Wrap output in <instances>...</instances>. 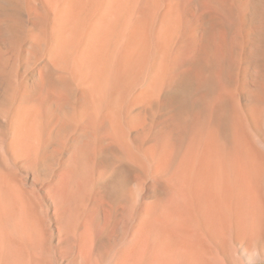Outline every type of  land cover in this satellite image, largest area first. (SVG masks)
<instances>
[{
    "label": "bare ground",
    "instance_id": "1",
    "mask_svg": "<svg viewBox=\"0 0 264 264\" xmlns=\"http://www.w3.org/2000/svg\"><path fill=\"white\" fill-rule=\"evenodd\" d=\"M0 75V264H103L83 205L134 182L106 264L264 250V0H0Z\"/></svg>",
    "mask_w": 264,
    "mask_h": 264
},
{
    "label": "rangeland",
    "instance_id": "2",
    "mask_svg": "<svg viewBox=\"0 0 264 264\" xmlns=\"http://www.w3.org/2000/svg\"><path fill=\"white\" fill-rule=\"evenodd\" d=\"M2 99H3V97H2V94H1V75H0V103L2 102ZM1 105V104H0ZM1 115V114H0ZM5 125V126H4ZM1 126H3V127H5V128H3V127H1ZM6 124L4 123V122H2V124H1V116H0V137H3V136H5L6 137V134L5 133H7L6 131ZM2 128V129H1ZM4 129H5V131H4ZM1 131L3 132V133H1ZM4 134V135H3ZM5 137H3V138H5ZM1 148H0V153H1ZM40 176V180L39 179H35L34 181H33V184H36V185H38L39 187H42L43 186V184L44 183H46L47 182V180L45 181L44 179H47V177L48 176H46L43 172H41V175H39ZM38 176V177H39ZM43 177V178H42ZM39 181V182H38ZM41 181V182H40ZM36 182V183H35ZM43 182V183H42ZM127 188L128 189H126L127 191H126V193H131V191H132V193H134V196H138L139 195V193H142V194H140L141 196H143V197H141L140 195L138 196V197H136L137 198V200H136V205H133V203H131L130 205H129V203H130V201H132L133 202V199H132V197L130 196V195H128V196H126V198L127 199H125V197L122 199V197L120 198V196H115V197H111L112 199L110 200V199H108L102 192H99L100 193V195H102V196H100L99 195V193L98 192H96V193H92V195L90 194L88 197H87V199H86V202H85V204L83 205V212L84 213H86V214H88V215H92L93 217H95V222H96V226H95V240H94V242H93V246H92V254L94 255H96V256H100L99 257V261L101 260V261H104L103 262V264H106V260L108 261V257H107V259H104V258H106V256L108 255V251H109V248H110V246L112 247V251H115L116 252V250L119 248V247H121L122 246V244L125 246V245H127V244H129V242L131 241V239H132V235H133V233H134V231H133V229H132V227L130 228V226H131V224L134 222L135 223V220L136 221H139L138 219H139V214H140V211H136V210H140L141 209V207L145 204L143 201H147L148 200V198L150 197V196H148V195H151V191H148V192H146V190H143V191H140L137 187H136V185H135V182L134 183H132V184H130V186H127ZM138 189V190H137ZM140 191V192H139ZM145 191V192H144ZM138 192V193H137ZM146 193H147V195H146ZM163 193V194H162ZM161 193V195L162 196H165L164 194V192H162ZM144 195H146V197L144 196ZM94 196V197H93ZM133 196V198H134V202H135V197ZM119 197V198H118ZM140 197V199H141V203L143 204H141L140 202H139V200L140 199H138ZM148 197V198H147ZM118 198V199H117ZM145 198H147V199H145ZM92 199H93V201H92ZM114 199H116L115 200V202H114ZM143 199H145V200H143ZM130 200V201H129ZM111 201V202H110ZM145 201V202H146ZM117 202V203H116ZM125 203V207H124V205L123 206H121L122 205V203ZM109 203V204H108ZM115 203V204H114ZM142 205V206H141ZM86 206V207H85ZM100 206V207H99ZM108 206V207H107ZM128 206H133L134 207V210H132V214L130 213V211L131 210H129L130 209V207H128V209H127V207ZM139 206V207H138ZM50 207V206H49ZM92 207V208H91ZM116 207V208H115ZM121 207H123L122 209L124 210V212H122V211H120V208ZM132 207V208H133ZM51 210H54V207H53V205H51ZM53 208V209H52ZM88 208V209H87ZM108 208L110 209V210H108ZM135 208H137V209H135ZM86 209H87V212H86ZM107 209V210H106ZM118 210H119V212H118ZM129 212V214L128 215H130V216H132L133 215V217L134 218H137V215H135V213H137L138 214V218L137 219H134V218H132V217H130V218H132L134 221L132 222V220L130 221L131 223L130 224H128V225H130V226H128L127 225V223H126V221H128V223H129V220H130V218L129 217H127V211ZM109 212V213H108ZM126 212V213H125ZM111 213V214H110ZM119 214H121V215H119ZM113 215V216H112ZM120 216V217H119ZM102 219V220H101ZM122 219H124V220H122ZM129 219V220H128ZM120 220V221H119ZM101 221V222H100ZM121 222V223H120ZM124 222L126 223V226H128V227H126V228H123V229H121L122 228V226L123 225H125L124 224ZM56 223V224H55ZM133 223V224H134ZM138 223V222H137ZM111 224V225H110ZM114 224H115V229L113 228V226H114ZM132 224V225H133ZM110 225V226H109ZM109 226V227H108ZM112 226V228L114 229H112V228H110ZM58 227V225H57V221L56 220H54L51 224H50V222H49V229H50V231L52 230L53 232H56L55 234L57 235V237H58V230H59V228H57ZM105 227L106 228H108L107 230L105 229ZM109 229H110V233L113 231V233H111L110 234V236H109V234H108V236H107V233H106V235H105V231L104 230H106V232H108L109 233ZM131 229V230H130ZM102 230H103V233H102ZM120 230V231H119ZM122 230H124V232H122V233H120ZM125 230H127V231H125ZM130 230V231H129ZM231 230L232 229H230V230H228V232L229 233H227L226 235H227V237L228 238H226V235H222V237H223V239H221L220 240V238H218V237H216V238H214V239H216V241H217V238L219 239L218 241H217V243H216V241L214 242V239H212V241L210 242V248H211V252L213 251H219V252H212V255H213V257L214 258H216L214 261H216V263L217 264H232V262H233V264H234V262H235V260L236 261H239L240 260V258H241V260H242V262H241V260L239 261V263L238 264H246L247 263V261H245V260H254V262L252 263V264H264V262H260V253L262 254V253H264V250L262 249V247H261V249L262 250H260V247H259V245L257 244L258 242H252V241H248V240H243V241H241L240 243H237L236 241H235V232L232 230V232H231ZM127 233H129V234H127ZM121 234H122V236L124 237V235H125V237L124 238H121L122 240L121 241H119L118 239H120V237H121ZM114 235V236H113ZM120 236V237H119ZM108 237H110V239L108 238ZM131 237V238H130ZM221 237V238H222ZM112 238V239H111ZM117 238V239H116ZM107 239L108 240H110V242L108 243V242H106L107 241ZM115 241H114V240ZM227 239V240H229L228 242H227V240L225 241V240ZM118 240V241H117ZM59 240L58 239H52V241L51 242H53V244L54 245H57ZM112 241H113V243L115 242L117 245H115V243H114V245H111V244H113L112 243ZM125 241V242H124ZM248 241V243H246ZM97 242V243H96ZM118 242V243H117ZM214 242V243H213ZM221 242V243H220ZM250 242V243H249ZM125 243V244H124ZM127 243V244H126ZM99 246H98V245ZM104 244H106V245H103ZM110 244V246H108ZM217 247V248H215V246ZM232 244H234L235 246H232ZM254 244V245H253ZM100 245H101V248H100ZM106 246H108V247H106ZM114 246V247H113ZM225 247V248H222V247ZM258 246V247H257ZM103 247H104V249H103ZM116 247V250L114 249ZM221 247V248H220ZM231 247V248H230ZM233 247V248H232ZM237 247V248H236ZM244 247V248H243ZM247 247V248H246ZM106 248V249H105ZM256 248H258L257 249V251H255L256 250ZM99 249H102L101 251L99 250ZM220 249V250H219ZM225 249V250H224ZM233 249V250H232ZM235 249V250H234ZM103 250H104V252H107V255L104 253L103 255H105L103 258H101L103 255H101V253H103ZM224 250V252H222V251ZM239 250H240V252H239ZM112 251H111V254H113V253H115V252H113L112 253ZM221 251V252H220ZM234 251V252H233ZM236 251V252H235ZM253 251H255V252H253ZM99 252V253H98ZM239 252V253H238ZM252 252L254 253V254H252ZM258 252H260V253H258ZM58 253V252H57ZM219 253H221V255L219 254ZM232 253V254H231ZM100 254V255H99ZM219 256H218V255ZM237 255H239V258H237L238 256ZM250 255V256H249ZM258 255H260V256H258ZM217 256H218V258H217ZM222 256V257H221ZM229 256V257H228ZM247 256V257H246ZM249 256V257H248ZM232 257H233V259L234 258H236L234 261H232L231 259H232ZM255 257L257 258V259H255ZM223 258H224V260H223ZM229 258V259H228ZM231 258V259H230ZM249 258V259H248ZM245 259V260H244ZM231 260V261H230ZM226 261H227V263H226ZM229 262V263H228ZM231 262V263H230ZM68 263V261H66L64 264H67ZM236 263V264H237Z\"/></svg>",
    "mask_w": 264,
    "mask_h": 264
}]
</instances>
